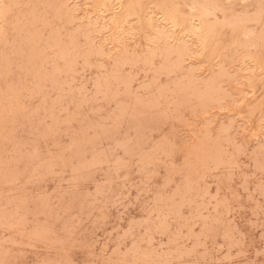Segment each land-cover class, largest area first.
<instances>
[{"label": "rangeland", "instance_id": "1", "mask_svg": "<svg viewBox=\"0 0 264 264\" xmlns=\"http://www.w3.org/2000/svg\"><path fill=\"white\" fill-rule=\"evenodd\" d=\"M90 1L0 0V264H264V0Z\"/></svg>", "mask_w": 264, "mask_h": 264}, {"label": "bare ground", "instance_id": "2", "mask_svg": "<svg viewBox=\"0 0 264 264\" xmlns=\"http://www.w3.org/2000/svg\"><path fill=\"white\" fill-rule=\"evenodd\" d=\"M5 1H6V0H5ZM94 1H95V0H94ZM104 1H105V0H104ZM119 1H120V0H118V3H119ZM135 1L137 2V0H135ZM160 1H161V0H160ZM184 1H185V0H184ZM184 1H183V2H184ZM186 1H188V0H186ZM189 1H190V0H189ZM189 1H188V2H189ZM200 1H203V0H200ZM206 1H207V0H206ZM213 1H214V0H213ZM213 1H209V0H208V3L210 2V4H211ZM215 1H216V0H215ZM219 1L221 2V0H219ZM222 1H224V0H222ZM250 1H251V0H250ZM255 1H256V0H255ZM255 1H253V2L255 3ZM9 2H11V1H9ZM91 2H92V0H91L89 3H91ZM138 2H139V1H138ZM151 2H152V0H151ZM154 2H155V1H154ZM154 2H153V3H154ZM170 2H171V1H168L169 4H171ZM188 2H184V3H187V4H188ZM190 2H191V1H190ZM190 2H189V3H190ZM203 2H205V1H203ZM203 2H202L201 5H204L205 3H207V2H205V3H203ZM220 2H219V3H220ZM244 2H246V1H244ZM257 2H258V1H257ZM0 3H1V2H0ZM103 3L105 4V2H103ZM109 3H111V2H109ZM157 3H160V2L157 1ZM174 3H175V2H174ZM198 3L200 4V2H198ZM208 3H207V4H208ZM213 3H214V2H213ZM234 3H235V2H234ZM251 3H252V2H251ZM3 4L5 5V3H3ZM7 4H8V3H7ZM10 4H12V3H10ZM138 4H140V3H138ZM161 4H162V3H161ZM191 4H192V3H191ZM191 4H189V5H191ZM229 4H230V3H229ZM1 5H2V3H1ZM13 5H14V4H13ZM98 5H101V6H103V7L108 6V5L104 6V5H102V4H98ZM98 5H97V7H98ZM109 5H111V4H109ZM118 5H119V4H118ZM131 5H133V4L131 3ZM136 5H137V4H136ZM154 5H156V3H154ZM158 5H159V4H158ZM184 5H185V4H184ZM201 5H200L199 7H197V5H193V4H192V5H191V8H192V6H193V10H195V11H197L196 9H194V8H196V7L199 8L200 10H202V9H201V8H202ZM243 5H244V4H243ZM248 5H249V3H248ZM91 6H92V5H91ZM138 6H140V5H138ZM138 6H137V8H138ZM164 6H166V5H164ZM164 6H163V7H164ZM173 6H174V5H173ZM177 6H178V4H177L175 7H177ZM185 6H186V5H185ZM194 6H196V7H194ZM204 6H206V4H205ZM212 6L214 7V4H212ZM225 6H227V5H225ZM249 6H250V5H249ZM7 7H8V5L6 6V8H7ZM82 7H83V6H82ZM111 7H112V6H111ZM111 7L109 6V8H111ZM154 7H157V5L154 6ZM159 7L161 8V6H159ZM159 7H157V8H159ZM163 7H162V8H163ZM186 7H187V6H186ZM189 7H190V6H189ZM200 7H201V8H200ZM208 7H209V6H208ZM223 7H224V5H223ZM243 7H244V6H243ZM243 7H241V8H243ZM245 7H246V8H249L247 5H246ZM245 7H244V8H245ZM0 8H1V7H0ZM4 8H5V7H4ZM11 8H12V7H11ZM15 8H16V7H15ZM101 8H102V7H101ZM113 8H114V7H113ZM113 8H112V9H113ZM116 8H118V7H116ZM139 8H140V7H139ZM162 8H161V9H162ZM165 8H166V7H164V9H163V10H166L165 13H164V11L161 13V14H164L163 16H165V14H166V12H167V9L169 10L170 7H169V8L167 7V9H165ZM204 8H205V7H203V10H202L201 12L204 11ZM206 8H207V7H206ZM209 8H211V7H209ZM214 8H215V9H214ZM214 8H213V10L216 12L217 9H216V7H214ZM13 9H14V8H13ZM13 9H11V10L13 11ZM81 9H82V8H81ZM81 9H80V10H81ZM93 9H95V8L93 7ZM107 9H108V8H107ZM132 9H133V8H132ZM132 9H129V10H131V12L133 13L135 10L132 11ZM134 9H135V8H134ZM144 9H145V8H144ZM155 9H156V8H155ZM170 9H171V8H170ZM11 10L9 9L10 12H12ZM96 10H97V9H96ZM115 10H116V9H115ZM123 10L125 11V9H123ZM123 10H122V11H123ZM139 10H140V9H139ZM151 10H152V9H151ZM159 10H160V9H158V11H159ZM257 10H258V9H257ZM9 11H8V12H9ZM82 11H83V10H82ZM102 11H103V8H102ZM119 11H120V10H119ZM119 11H118V12H119ZM146 11H147V10H144V13H145ZM152 11H154V10H152ZM158 11H157V12H158ZM160 11H162V10H160ZM205 11H206V10H205ZM205 11H204V13H205L206 15H209V16H210L211 12H209V14H207ZM210 11H212V10H210ZM258 11H259V10H258ZM258 11H256V12H258ZM2 12H3V11H2ZM2 12L0 11V15L2 14ZM10 12H9V13H10ZM13 12H14V11H13ZM16 12H17V11H16ZM110 12H111V9L108 10V14H110ZM147 12H149V11H147ZM169 12H170V10H169ZM190 12H194V11H191V9H190ZM197 12H200V11H197ZM215 12H212V13H215ZM230 12H231V11H230ZM256 12L253 13V14H251V13H249V14H251V15L254 16V15L256 14ZM9 13H7V16H9ZM112 13H114V10L112 11ZM115 13H116V12H115ZM115 13H114V14H115ZM132 13L129 14V15L127 14V15L129 16L127 19L132 18V17H130L131 15H133ZM152 13H153V12H152ZM227 13H228V12H227ZM238 13H239V11H238ZM240 13H241V12H240ZM245 13H246V12H245ZM247 13H248V12H247ZM11 14H12V13H11ZM27 14H28V13H27ZM83 14H84V13H83ZM87 14H88V13H87ZM104 14H105V13H104ZM104 14H102V15H104ZM114 14H113V15H114ZM138 14H139V12H138ZM138 14H135L136 16H134V17L137 18ZM145 14H146V13H145ZM167 14H168V13H167ZM173 14H174V11H173ZM173 14H171V16H173ZM223 14H224V13H222V15H223ZM242 14H244V13H241V14H239V15H242ZM257 14H258V13H257ZM259 14H261V12H260ZM2 15H3V14H2ZM2 15H1V16H2ZM88 15H89V14H88ZM111 15H112V14H111ZM111 15H110V17H111ZM119 15H120V14H119ZM148 15H149V14H148ZM148 15H147V16H148ZM182 15H183V14H182ZM182 15H180V16H182ZM236 15H238V14H236ZM1 16H0V17H1ZM5 16H6V15H4V17H5ZM19 16H22V17H23V15H21V14H20ZM81 16H83V15H81ZM108 16H109V15H108ZM120 16H121V15H120ZM120 16H118L117 19H120V20H121V17H120ZM147 16H146V17H147ZM150 16H151V15H150ZM152 16H153V14H152ZM152 16H151V17H152ZM166 16H168V18L171 17V16H169V14L166 15ZM166 16H165V17H166ZM180 16L177 15V17L175 16L174 19L177 20V18L179 19ZM201 16H202V15H201ZM211 16H213V15H211ZM224 16H226V17H222V19L224 18V20H227V16H229V15H227V14L225 15V14H224ZM230 16H231V15H230ZM243 16H245V15H243ZM256 16H257V17H256ZM14 17H15V16H14ZM103 17H104V16H103ZM126 17H127V16H126ZM158 17H159V16H158ZM160 17H161V16H160ZM182 17H184V18L186 17V18L189 19V16H188V15H186V16L184 15V16H182ZM203 17H205V15H203ZM215 17H216V16L214 15V18H215ZM237 17H238V16H237ZM10 18H11V17H10ZM82 18H83V17H82ZM113 18H114V17H111L110 19L108 18V19L110 20L109 22H111V20H113ZM156 18H157V17H156ZM156 18L154 17V19H156ZM168 18H163V19L166 20V19H168ZM172 18H173V17H172ZM192 18H193V16H192ZM196 18H198V17H196ZM207 18H208V17H207ZM228 18H229V17H228ZM238 18H239V17H238ZM240 18H241V16H240ZM240 18H239V19H240ZM246 18H247V16H246ZM255 18H256V19H255ZM257 18H259L258 15H255V17H254L253 19L257 20ZM14 19H15V18H14ZM87 19H88V18H87ZM102 19H103V18H102ZM104 19H107V18L104 17ZM127 19L125 18V20H121V21H126ZM138 19H139V18H138ZM150 19H151V18H150ZM157 19H158V18H157ZM157 19H156V20H157ZM204 19H206V18H204ZM222 19H221V20H222ZM230 19H232V17H231ZM230 19H229V20H230ZM233 19H236V18L234 17ZM241 19L244 20V18H241ZM253 19H252V20H253ZM11 20H12V19H11ZM88 20H89V19H88ZM130 20H131V19H130ZM135 20H137V19H135ZM144 20H145V18H144ZM151 20H152V19H151ZM151 20H150V21H151ZM156 20H155V21H156ZM165 20H164V21H165ZM176 20H175V22H176ZM197 20H198V19H197ZM229 20H227V21H229ZM236 20H237V19H236ZM245 20H247V19H245ZM105 21H106V20H105ZM145 21H147V20H145ZM150 21H148V22L150 23ZM160 21H161V20H160ZM160 21H159V22H160ZM169 21H170V20H169ZM169 21H167V22H169ZM171 21L173 22V20H171ZM211 21H213V20H211ZM222 21H223V20H222ZM233 21H234V20H231V22L234 24ZM17 22H18V20H17ZM89 22H90V21H89ZM114 22H115V21H113V22L110 23V24H114ZM118 22H120V21H118ZM126 22H127V21H126ZM133 22H134V21H133ZM139 22H140V21H138V23H139ZM159 22H158V23H159ZM162 22H163V21H162ZM191 22H192V21H191ZM198 22H199V21H198ZM202 22H203V21H202ZM217 22H218V21L215 20L214 24L217 23ZM231 22H228V23L231 24ZM235 22H236V21H235ZM248 22H249V21H248ZM248 22H247V23H248ZM253 22H254V21H253ZM90 23H91V22H90ZM102 23H106V22H102ZM107 23H108V22H107ZM124 23H125V22H122V24H124ZM129 23H131V22L128 21L127 24H129ZM135 23H137V22H135ZM138 23H137V24H138ZM146 23H147V22H146ZM152 23H153V22H151V24H152ZM154 23H156V25H157V22H154ZM164 23L167 24L166 22H164ZM176 23H177V22H176ZM176 23H173V24H176ZM194 23H195V22H194ZM196 23H197V22H196ZM199 23H201V22H199ZM221 23H224V21L221 22ZM225 23H226V22H225ZM93 24H94V21H93ZM93 24L91 23V25H93ZM110 24H109V25H110ZM119 24H120V23H119ZM122 24H120V26H122ZM140 24H141V22H140L138 25H140ZM169 24H172V23H169ZM192 24H193V23H192ZM204 24H205V23H204ZM208 24L210 25L211 23H209V21H207V23H206V27L208 26ZM86 25H87V24H86ZM102 25L104 26V24H101V26H102ZM131 25H134V24H131ZM152 25H154V24H152ZM156 25H154V26H156ZM160 25H161V24H160ZM160 25H158V26H160ZM163 25H164V24H163ZM190 25H191V24H190ZM202 25H203V24H201V25H199V26H202ZM216 25H217V24H216ZM241 25H242V24H241ZM241 25H239V26L236 25V26H237L236 29H238V27H243V25H242V26H241ZM1 26H2V25H0V27H1ZM88 26H89V25H88ZM107 26H108V25H107ZM124 26H125V25H123L122 27L124 28ZM134 26H135V25H134ZM154 26H152V27H154ZM158 26H157V27H158ZM176 26H177V25H176ZM176 26L174 25V27H176ZM192 26L195 27V25H192ZM192 26H191V27H192ZM221 26H222V25H221ZM232 26H235V24L232 25ZM110 27H111V26H110ZM112 27H113V26H112ZM140 27H141V29H142V26H140ZM147 27H150V26L147 25ZM208 27L211 28V27H216V26H213V25H212L211 27H210V26H208ZM229 27H230V25H229ZM101 28H102V27H101ZM103 28H105V26H104ZM116 28H118V26H117ZM125 28H126V26H125ZM131 28H132V26H131ZM131 28H130V29H131ZM155 28H156V27H155ZM155 28H152V29H155ZM168 28H169V27H168ZM171 28H173V27H171ZM188 28H189V27H188ZM198 28H199V27H197V29H198ZM251 28H254V27L251 26ZM251 28H249V29H251ZM106 29H108V27H107ZM145 29H146V27H145ZM149 29H150V28H149ZM149 29H148V30H149ZM190 29H192V28H190ZM202 29L205 30V32L207 31V33H208V30H212V28H211V29H208V30H207V29H204L203 26H202L201 28H199L198 30H200L201 32H203ZM215 29H217V28H215ZM218 29H219V28H218ZM0 30H2V27H1ZM102 30H103V29H102ZM104 30H105V29H104ZM104 30L101 31L102 34H104V33H103ZM119 30H122V29H119ZM119 30H118V31H119ZM150 30H151V29H150ZM156 30H159V28H158V29H155V31H156ZM163 30H164V29H163ZM193 30H194V29H193ZM198 30H197V31H198ZM10 31H11V30H10ZM115 31H116V30H115ZM132 31H134V30H132ZM155 31H154V32H155ZM172 31H174V30H172ZM175 31H176V30H175ZM195 31H196V29H195ZM200 31H199V32H200ZM251 31H252V30H251ZM3 32H4V31L2 30L1 33H3ZM128 32H129V31H128ZM162 32H163V31H162ZM178 32H179V29H178ZM185 32H186V31H185ZM187 32H188V31H187ZM187 32H186V33H187ZM193 32H194V31H193ZM193 32H192V30H191V33H193ZM209 32H210V31H209ZM212 32H213V31H211V33H212ZM236 32H237V31H236ZM236 32H235V33H236ZM238 32H239V31H238ZM4 33H5V32H4ZM108 33H109V30H108ZM115 33H116V32H115ZM137 33H138V32H137ZM155 33H156V35H158V32H155ZM169 33H170V32H169ZM169 33H162V34H165V35L167 34V35H168ZM171 33H173V32H171ZM203 33H204V32H203ZM207 33H206L205 35H207ZM133 34H134V33H133ZM173 34H175V33H173ZM183 34H184V32H183ZM237 34H238V33H237ZM237 34H235V36H236ZM4 35H5V34H4ZM105 35H106V34H105ZM119 35H120V34H119ZM122 35H123V34H122ZM122 35H120L119 37H121ZM135 35H136V34H135ZM143 35H145V34L143 33ZM151 35H152V34H151ZM181 35H182V34H181ZM192 35H194V34H192ZM196 35H197V34H196ZM208 35H209V34H208ZM115 36H116V35H115ZM117 36H118V35H117ZM163 36H164V35H163ZM194 36H195V35H194ZM197 36H199V35H197ZM197 36H195V38H196ZM235 36H234V37H235ZM108 37H109V35H108ZM123 37H124V36H123ZM160 37H161V36H160ZM160 37H159V38L157 37V38L160 39V41H161V38H160ZM164 37H168V36H164ZM164 37H163V38H164ZM178 37H179V36H178ZM200 37H202V36H200ZM210 37H211V36H210ZM210 37H209V38H210ZM216 37H217V36H216ZM3 38H6V36L3 37ZM103 38H105V37H103ZM116 38H117V37H116ZM144 38H146V37H144ZM149 38H150V37H149ZM149 38H148V37L146 38V39H147V42H149V43H150L151 41H158V42H159V40H154V39H149ZM151 38H152V37H151ZM154 38L157 39L156 37H154ZM190 38H191V37H190ZM204 38H205V37H204ZM106 39H109V38H106ZM113 39H115V38H113ZM146 39H145V40H146ZM148 39H149L150 41H149ZM181 39H184V37L181 38ZM192 39H193V38H192ZM198 39H199V38H198ZM210 39H211V38H210ZM2 40H3V39H2ZM104 40H105V39H103L102 41H104ZM118 40H119V39H118ZM163 40L166 41L165 39H163ZM186 40H187V39H186ZM188 40H191V39H188ZM188 40H187V42H188ZM195 40H196V39H195ZM204 40H205V39H204ZM211 40H212V39H211ZM232 40H233V39H232ZM4 41H5V40H4ZM4 41H3V42H4ZM114 41H115V40H114ZM116 41H117V40H116ZM164 41L162 42L163 44L165 43ZM201 41H202V40H201ZM229 41H231V40H229ZM5 42H6V41H5ZM99 42H100V41H99ZM117 42H118V41H117ZM178 42H179V41H178ZM190 42H191V41H190ZM193 42H194V40H193ZM0 43H1V41H0ZM115 43H116V42H115ZM152 43H155V42H152ZM152 43H150V44H152ZM156 43H157V42H156ZM183 43H186V42H183ZM188 43H189V42H188ZM201 43H203V42H201ZM232 43H233V41H232ZM101 44H105V43L102 42ZM158 44H159V43H158ZM174 44H175V43H174ZM178 44H180V43H178ZM181 44H182V43H181ZM191 44H192V43H191ZM194 44H195V43H194ZM5 45H6V44H5ZM99 45H100V44H99ZM113 45H114V44H113ZM118 45H120V44H118ZM133 45H134V44H133ZM154 45H155V44H154ZM169 45H172V44L169 43ZM175 45H176V44H175ZM183 45H184V44H183ZM186 45H188V44H186ZM189 45H190V44H189ZM2 46H3V45H2ZM2 46H1V47H2ZM116 46H117V45H116ZM155 46H156V45H155ZM160 46H161V45H160ZM164 46H166V45H164ZM167 46H168V45H167ZM176 46H178V45H176ZM194 46H195V45H194ZM194 46H193V47H194ZM199 46H200V44H199ZM199 46H198V47H199ZM1 47H0V48H1ZM4 47H5V46H4ZM4 47H2V48H4ZM119 47H120V46H119ZM145 47H147V50H149V49L152 50V49H153V51H154V48L151 49V48H149L148 46H145ZM168 47H169V46H168ZM183 47H185V46H182V48H183ZM188 47H189V46H187V48H188ZM201 47H202V45L200 46V48H201ZM228 47H230V46H228ZM155 48H156V47H155ZM174 48H175V46H173V49H172V50H176L178 47H176L175 49H174ZM179 48H181V46H179ZM187 48L185 47V51H186ZM235 48H236V46H235V47H232L231 49L234 50ZM115 49H117V48H115ZM121 49H122V48H121ZM121 49H119V50H121ZM157 49H158V48H157ZM157 49H155V50H157ZM169 49H170V48H169ZM189 49H192V48H188V51L191 52V50H189ZM227 49H228V48H227ZM112 50H113V49H112ZM124 50H125V49H124ZM124 50H123V52L121 51V53L119 54V56H120V55H121V56L125 55V54H124ZM150 50H149V52H151ZM165 50L167 51L168 49L166 48ZM178 50H180V49H177V51H178ZM183 50H184V49H182L181 51H183ZM203 50H204V49H203ZM224 50H226V49H224ZM235 50H236V49H235ZM125 51H126V50H125ZM153 51H152V52H153ZM163 51H164V49H163ZM163 51H162V52H163ZM170 51H171V50H170ZM181 51H180V52H177V53H182ZM118 52H119V51H118ZM131 52H132V51H131ZM139 52H140V51H139ZM173 52H174V51H172L171 53H173ZM183 52H184V51H183ZM202 52H203V51H202ZM125 53H127V51H126ZM144 53H145V51L142 52V54H144ZM177 53H176V54H177ZM194 53H195V51H194ZM199 53H201V52H199ZM122 54H123V55H122ZM131 54H132V53H130V55H131ZM135 54H136V53H135ZM135 54H132V55H135ZM137 54H138V53H137ZM142 54H141V55H142ZM148 54H152V53H148ZM153 54H154V52H153ZM156 54H157V53H156ZM160 54H162V53H160ZM160 54H158V55H160ZM165 54H166V53H165ZM167 54H169V53H167ZM195 54L198 55V53H195ZM223 54H224V52H223ZM226 54H227V53H226ZM126 55H127V54H126ZM171 55H173V54H171ZM179 55H180V54H178V56H179ZM191 55H192V52H191ZM206 55H207V53H206ZM221 55H222V53H221ZM167 56H168V55H166V57H167ZM169 56H170V54H169ZM178 56H177L176 58H173V59H177V60H178ZM180 56H181V55H180ZM180 56H179V57H180ZM187 56H188V55H187ZM192 56H194V55H192ZM200 56H201V54L198 55L197 57H200ZM208 56H209V55H208ZM208 56L205 57L206 60H207ZM225 56H226V55H225ZM225 56H224V57H225ZM4 57H5V56H4ZM151 57H153V55H151ZM166 57H165V58H166ZM218 57H219V56H218ZM138 58H139V57H137V59H138ZM143 58H144V57H143ZM154 58H155V56H154ZM211 58H212V57H211ZM219 58H220V57H219ZM2 59H3V58H2ZM121 59H124V60H125V61L122 60L121 63H122V62H126L127 59L129 60V58H124V57H123V58L121 57ZM135 59H136V58H135ZM152 59H153V58H152ZM158 59H159V57H158ZM167 59H168V57H167ZM0 60H1V58H0ZM4 60H5V59H4ZM164 60H166V59H164ZM2 61H3V60H2ZM151 61H152V60H151ZM151 61H150V62H151ZM158 61H159V60H158ZM170 61H172V60H170ZM173 61H175V60H173ZM173 61H172V62H173ZM139 62H140V60H139ZM165 62H167V61H165ZM172 62H171V63H172ZM221 62H222V61H221ZM0 63H1V62H0ZM127 63H128V62H127ZM129 63H132V61L129 60ZM135 63H138V62H135ZM135 63H133V64H135ZM148 63H149V62H148ZM172 64H173V63H172ZM180 64H181V63H180ZM169 65H170V64H169ZM174 65H175V64H174ZM131 66H132V65H131ZM170 66L172 67V65H170ZM150 67H151V66H150ZM152 67H153V66H152ZM173 68L176 69V67H173ZM177 68H178V67H177ZM131 70H132V69H131ZM209 70H210V68H209ZM129 71H130V69H129ZM145 72H146V71H145ZM173 72H174V71H173ZM184 73H186V72H184ZM170 75H171V74H170ZM183 75H185V74H183ZM184 77H185V76H184ZM187 77H188V76H187ZM188 78H189V77H188ZM214 79H215V78H214ZM167 81H168V80H167ZM167 81H166V82H167ZM168 82H170V81H168ZM248 109H249V108H248Z\"/></svg>", "mask_w": 264, "mask_h": 264}]
</instances>
